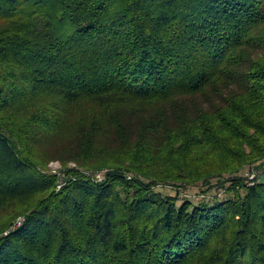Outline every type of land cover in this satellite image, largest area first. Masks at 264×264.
Masks as SVG:
<instances>
[{
  "label": "trees",
  "instance_id": "trees-1",
  "mask_svg": "<svg viewBox=\"0 0 264 264\" xmlns=\"http://www.w3.org/2000/svg\"><path fill=\"white\" fill-rule=\"evenodd\" d=\"M0 264H264V0H0Z\"/></svg>",
  "mask_w": 264,
  "mask_h": 264
},
{
  "label": "rangeland",
  "instance_id": "rangeland-1",
  "mask_svg": "<svg viewBox=\"0 0 264 264\" xmlns=\"http://www.w3.org/2000/svg\"><path fill=\"white\" fill-rule=\"evenodd\" d=\"M66 168H77L75 166V164L73 162H66V165L61 162L60 160L54 159L48 162V165L46 166V168L42 169L41 172L42 174L45 175H55L57 176V186L56 189L59 190L65 183V170H67ZM105 170L104 171H99V172H95L93 173V179L97 180V181H102L104 178V174H105ZM247 174L249 175V177L252 175L250 173V171H246ZM255 173L258 175L259 172L257 170H255ZM154 191L157 193H160L161 195L164 196H179L181 197H185L191 201H198L201 200V198H204V194H201L199 192L198 188L195 187H190V188H172L171 186H166V185H158L154 188ZM214 195H208L206 197H213ZM220 197H222L221 195H218ZM22 219L18 218L16 220V224H18V222H21ZM6 234V232L4 233Z\"/></svg>",
  "mask_w": 264,
  "mask_h": 264
},
{
  "label": "built area",
  "instance_id": "built-area-1",
  "mask_svg": "<svg viewBox=\"0 0 264 264\" xmlns=\"http://www.w3.org/2000/svg\"><path fill=\"white\" fill-rule=\"evenodd\" d=\"M20 222H18V224H19Z\"/></svg>",
  "mask_w": 264,
  "mask_h": 264
}]
</instances>
